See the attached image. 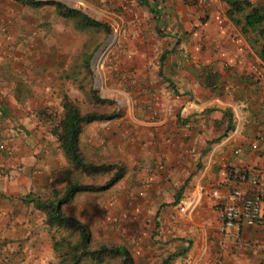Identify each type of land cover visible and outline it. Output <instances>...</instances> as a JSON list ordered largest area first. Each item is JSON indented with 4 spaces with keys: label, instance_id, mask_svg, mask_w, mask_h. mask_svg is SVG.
<instances>
[{
    "label": "crops",
    "instance_id": "crops-1",
    "mask_svg": "<svg viewBox=\"0 0 264 264\" xmlns=\"http://www.w3.org/2000/svg\"><path fill=\"white\" fill-rule=\"evenodd\" d=\"M156 1L162 10L148 1L149 35L121 44L114 80L106 76L123 111L114 119L116 130L112 119L95 120L82 124L78 137L85 161L115 165L120 177L104 190L76 193L62 211H70L77 198L85 200L81 218L63 213L88 228L96 221L104 237L100 212L91 222L90 210L131 211L136 254L163 253L160 264H264V225L224 228L218 218L236 186L233 170L264 177L259 43L229 20L221 0H214L219 8L205 20L190 0ZM60 18L66 20L54 5L0 0V264L53 261L45 215L29 200L51 198L54 190L62 193L78 182L50 122L39 115L59 91L58 53L53 59L52 47H58ZM66 30L78 31L71 21ZM114 40L115 35L109 44ZM32 45L40 53L50 45L48 63L43 55L33 59Z\"/></svg>",
    "mask_w": 264,
    "mask_h": 264
},
{
    "label": "rangeland",
    "instance_id": "rangeland-1",
    "mask_svg": "<svg viewBox=\"0 0 264 264\" xmlns=\"http://www.w3.org/2000/svg\"><path fill=\"white\" fill-rule=\"evenodd\" d=\"M59 1H62L63 4L69 7H76L82 11L84 10L89 17L105 24L108 29H87L84 31H77L75 34L71 35L66 30L70 21L67 20L69 21L67 22L60 18V30L56 35L57 41L59 42L58 47L57 49L55 46L52 47L53 59L54 52L57 50L58 53L60 66L59 91L56 101L46 106L44 112L45 118L50 122V125L55 122V119L59 118L63 112L61 106L62 98L66 95L78 107L82 114L89 111H97L107 115L113 114L114 117L111 118L112 121L110 126L112 127V131L116 130L115 125L117 122H115L114 119L120 117L123 111L120 108L118 109V103L114 98V92L111 89L112 84L110 81L114 80L115 72L118 69L116 68L119 61L118 59L122 57L123 46L121 44L128 41H138V36H142L143 34L149 35L153 20V16L149 11L150 8L148 9V7L142 5L140 0H123L120 2L114 0H105L103 2L87 0L88 3L82 0ZM148 1L157 11L162 10L158 1ZM187 4L189 6H194L196 10L203 15L202 18L204 20L208 18V14L213 8H219L218 2L216 3L214 0H197L196 2L190 0ZM112 35H115V40L108 51L101 57L102 62H100L96 68V70L100 69V75H97L93 68V60ZM54 38L55 35L53 34V42L55 40ZM150 38L152 39L151 36ZM151 39L148 38L147 40L150 42ZM50 41L51 39L48 37V42L50 43ZM42 48L43 52L40 53L39 47L37 48L36 45H32L30 51L32 52L33 59L43 55L42 58L44 62L48 63L51 57V47L50 45H46ZM108 74L113 77H110V81H108L109 77L106 78ZM125 101H127L126 104L130 105V99H125ZM125 101L123 105H125ZM79 149L81 154H83L86 147H82L81 145ZM113 173V171L90 172V175L86 173L84 176V174L80 172V169H76L75 177L79 183L90 181L93 184H100L107 181ZM83 201L85 200L77 198L75 206L73 207L77 209L72 208L70 211L63 209L64 213L69 212L68 214L79 215L81 218L84 211L80 209V205ZM99 212L101 223H105L103 226L106 228L104 229L105 237L100 234L102 228L95 226V221V223L89 227L94 231V233L90 231L89 248L91 250L99 249L101 245L107 247H122L129 253L133 264H160L161 260L164 258L163 253L157 254V251L142 250L139 254H136L133 248L134 243L132 242L134 237H131L132 225L131 216L129 215L131 211L121 212L113 210L110 207L104 211L90 210L91 222L93 219L97 218L94 214H98ZM52 230L56 239L69 236H71L70 238L73 240L78 238V234L76 232L71 233L70 229ZM51 239L50 237V241ZM58 254V252L53 251V262L50 264H56L58 262ZM102 259L103 262L101 264H120L122 257L106 252L103 254ZM81 264H98V262L87 258Z\"/></svg>",
    "mask_w": 264,
    "mask_h": 264
},
{
    "label": "trees",
    "instance_id": "trees-1",
    "mask_svg": "<svg viewBox=\"0 0 264 264\" xmlns=\"http://www.w3.org/2000/svg\"><path fill=\"white\" fill-rule=\"evenodd\" d=\"M16 1L34 8H39L44 5H54L56 13L60 17L71 21L74 28L78 31H84L87 29H108V27L100 21L89 17L78 9L66 6L60 2L42 0ZM192 1L196 2L197 0ZM221 1L225 2L227 5L226 15L229 20L236 25L241 26V31L243 33L254 34L255 38H253V42L255 44L259 43L258 56L264 63V3H253L250 0ZM143 4L150 9H153L149 5L148 0H144ZM112 37L113 35L93 60V68L97 75L98 72L96 71V66L100 63L102 54L110 43ZM61 106L63 112L51 125L50 132L56 137L59 147L64 152L66 159L74 166V168L80 169L81 171L97 173L114 170V173L101 185L73 182L69 184L62 193L58 190H54L51 198L41 199L39 197H32L29 200L34 203L35 208L42 211L45 215V223L49 227L50 237L52 238V249L59 253V260L56 264H81L87 258L95 260L98 264H101L103 262L102 256L106 252L121 256L122 260L120 264H133L129 253L122 247H107L101 245L99 249L91 250L89 248L91 236L89 228L74 217L65 215L62 211V206L70 203L76 193L104 190L111 186L120 177V169L115 165L105 163L93 164L85 161L78 147V137L83 123L95 120H108L113 118L114 115H107L97 111H89L82 114L78 107L66 95L62 98ZM44 112L45 109H41L39 115L41 118L46 119ZM52 229H70L71 233L76 232L78 234V238L73 240L70 238L71 236H69L56 239ZM168 262V260H164L162 264H168Z\"/></svg>",
    "mask_w": 264,
    "mask_h": 264
},
{
    "label": "built area",
    "instance_id": "built-area-1",
    "mask_svg": "<svg viewBox=\"0 0 264 264\" xmlns=\"http://www.w3.org/2000/svg\"><path fill=\"white\" fill-rule=\"evenodd\" d=\"M231 176L236 186L230 191L229 201L218 208L222 226L229 228L238 222L248 226L264 225V177L242 169L233 170ZM242 184L248 188L242 187ZM213 194L217 195V191ZM184 208L185 205L180 210Z\"/></svg>",
    "mask_w": 264,
    "mask_h": 264
},
{
    "label": "water",
    "instance_id": "water-1",
    "mask_svg": "<svg viewBox=\"0 0 264 264\" xmlns=\"http://www.w3.org/2000/svg\"><path fill=\"white\" fill-rule=\"evenodd\" d=\"M113 43V42H112ZM112 43L111 44H109V46L108 47H110L111 45H112Z\"/></svg>",
    "mask_w": 264,
    "mask_h": 264
}]
</instances>
